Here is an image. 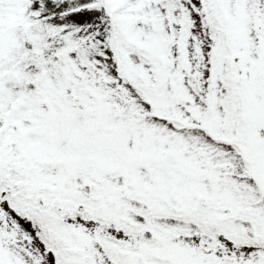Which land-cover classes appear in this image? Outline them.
<instances>
[{
	"label": "snow or ice",
	"instance_id": "snow-or-ice-1",
	"mask_svg": "<svg viewBox=\"0 0 264 264\" xmlns=\"http://www.w3.org/2000/svg\"><path fill=\"white\" fill-rule=\"evenodd\" d=\"M0 264H264V0H0Z\"/></svg>",
	"mask_w": 264,
	"mask_h": 264
}]
</instances>
